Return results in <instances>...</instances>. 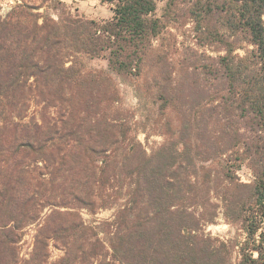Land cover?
I'll return each instance as SVG.
<instances>
[{
	"label": "trees",
	"instance_id": "obj_1",
	"mask_svg": "<svg viewBox=\"0 0 264 264\" xmlns=\"http://www.w3.org/2000/svg\"><path fill=\"white\" fill-rule=\"evenodd\" d=\"M100 1L110 18L65 0H16L0 15V264H264V0L190 4L193 31L224 52L202 67L218 81L214 117L186 109L150 152L111 73L172 75V2L158 16V0ZM97 57L106 70L86 68ZM157 92L165 111L177 103L176 89ZM82 209L113 212L87 222ZM219 216L226 236L206 231Z\"/></svg>",
	"mask_w": 264,
	"mask_h": 264
},
{
	"label": "rangeland",
	"instance_id": "obj_2",
	"mask_svg": "<svg viewBox=\"0 0 264 264\" xmlns=\"http://www.w3.org/2000/svg\"><path fill=\"white\" fill-rule=\"evenodd\" d=\"M70 10L87 18L103 20L110 18L112 11L110 6L100 0H65ZM194 0H158L156 13L161 16L167 2H172L171 9L176 19L169 23L167 31L163 35V42L168 48L171 61L172 75L168 76L166 69L158 70V67H144L138 77L121 78L111 73L113 81L117 84L120 100L117 103L129 113V121L137 139L143 144L148 152L159 146L172 132L169 122L179 123L186 117L185 110L200 105L204 116L211 117V103L209 96L211 90L217 89V79L210 72H202L204 64H211V57L224 53L216 52L211 46V35L206 32L195 33L194 22L187 15V10ZM16 0H0V15L5 14ZM208 26L211 28V15L207 18ZM157 42L155 41V44ZM242 54V49H237ZM86 68L89 70L107 69V60L97 57L85 60ZM186 66V69H185ZM189 67V68H188ZM166 82V83H164ZM166 89H176L178 95L177 103L170 104L168 110L162 109L163 99L157 90L161 86ZM32 107L31 111L34 110ZM201 110L199 112H201ZM239 172L243 181H247L249 173L246 169ZM111 209H101L94 214L81 210V215L87 222L94 219L108 218L112 215ZM230 226L219 216L213 224L206 225V231L213 235L226 236ZM35 226L27 228L23 240L19 244L20 256L26 258L32 250ZM51 259L54 260L62 255V250L51 245Z\"/></svg>",
	"mask_w": 264,
	"mask_h": 264
}]
</instances>
